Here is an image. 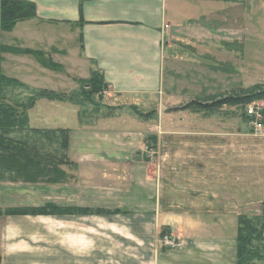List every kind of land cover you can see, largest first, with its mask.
Listing matches in <instances>:
<instances>
[{"label": "crops", "instance_id": "0c3cea01", "mask_svg": "<svg viewBox=\"0 0 264 264\" xmlns=\"http://www.w3.org/2000/svg\"><path fill=\"white\" fill-rule=\"evenodd\" d=\"M22 1L35 4L37 16L0 32V45L41 52L61 68L45 67L30 54L0 53V75L28 93L68 95L100 72L117 107L159 97L171 109L176 90L208 99L242 85L239 67L245 57H239L247 37L238 27L218 26L236 17L227 6L231 0ZM215 19L217 26H210ZM76 105L40 99L28 112L29 126L69 131L67 156L80 171L90 163L91 174L56 186L61 202L54 206L71 210L69 216H0V264H237L240 218L264 210V174H247L251 167L239 166L237 135H231V174H223V166L202 153L199 138L183 132H189L188 124H160L161 132L140 143L134 134L143 128H110L122 116L106 119L100 113L79 125ZM154 110L160 113L159 107ZM148 145V157L156 156L158 164L154 174L146 150L136 152ZM6 194L0 186V198ZM63 194H70V201L64 202ZM1 201L0 211L28 209ZM52 218L60 229L49 246L46 220ZM164 230L179 242L177 249L161 245Z\"/></svg>", "mask_w": 264, "mask_h": 264}, {"label": "rangeland", "instance_id": "374dc122", "mask_svg": "<svg viewBox=\"0 0 264 264\" xmlns=\"http://www.w3.org/2000/svg\"><path fill=\"white\" fill-rule=\"evenodd\" d=\"M227 6H232L234 8V14L236 17H231L230 19L225 21L220 20L218 26L220 27H238L239 32H243V34L247 37L246 42V51L240 52L241 55L244 54L245 62L244 65L239 68V79L242 85L240 88L236 90L223 92L221 94L218 91L219 97L226 95H243V94H254L255 91H263L264 90V0H231L228 2ZM226 6H224L225 9ZM215 22L208 23L210 26H217V19ZM214 21V20H212ZM211 28V27H210ZM242 34V33H241ZM240 34V35H241ZM238 52V50H237ZM241 63V62H240ZM59 86V85H58ZM110 88V86H109ZM79 90V89H78ZM28 90L21 88L20 86H11L8 89H4L3 100L10 106L17 109L18 112L23 113V110L20 108V104L26 103L29 104L30 101H26L27 98L35 96V93H28ZM109 91V90H108ZM107 92H103L98 97H90V99H84V104H77L78 114H79V125L83 123L85 124L86 120L91 121L92 119L96 120L98 118L97 114H102L106 119L109 117L115 118L122 116V120L118 123L109 124L110 128L118 127L122 128L125 131L128 129H140L139 132H135L134 138L139 140L138 142L143 143L142 141L152 138V134H157V132H161V125L164 127L172 126L175 128H180L179 124L189 125V132L183 131L186 134L190 133L191 136L189 138H199L201 141V145H203L204 149L202 153L207 155V159L216 160L218 162V166H223L222 172L223 174H231V135L238 136L236 142L239 149V166L245 168V166L251 167L250 171L247 174H264V143L260 142L261 137L264 136V120L262 122V128H258L253 126L251 122L246 118L245 112L251 106L256 105H264V102L256 101L254 104L248 106L246 110L244 108H230L226 107L222 109L217 114H193L190 111H184V107L193 102V101H203L206 102L207 99L196 98L195 94L192 91H186L185 94L178 93L176 90L172 95V98H169L174 107L171 109L170 105L164 106L162 105L161 99L159 97L149 99V101L141 102V101H129L133 104L132 107H117L118 103L116 102V98H113L111 94ZM77 92V91H76ZM30 94V95H29ZM72 94V93H71ZM70 95V94H68ZM84 95H87L84 93ZM222 95V96H221ZM6 97V98H4ZM82 98H84L81 95ZM86 98V97H85ZM2 98H0L1 100ZM40 99L36 98L33 102V105L26 112L27 116V126L24 130L17 131L11 138L16 141H27L28 146H36L41 149V153L54 155V157L64 158V161L69 162L67 166L68 174H91L89 170L92 169V165L90 163L80 165L84 171H80L78 169V165L69 159L67 156L69 144L71 140V136L69 134V140L67 144L66 150L63 148V141L57 142L54 147L49 148L44 144L47 142L40 137V135H35L32 132L35 131L30 129L29 120H28V112L32 110ZM28 102V103H27ZM127 102V101H124ZM76 104V103H75ZM256 104V105H255ZM139 106V107H135ZM159 107L160 113H157L154 109ZM169 108V109H168ZM165 111V112H164ZM93 112L94 114L92 115ZM152 114L151 120L143 119L142 116H147ZM94 117V118H93ZM73 115V119H74ZM88 121V122H89ZM141 126V127H140ZM143 126V127H142ZM155 128L157 131H155ZM152 131V132H151ZM181 133V131H180ZM80 134V133H79ZM113 133L107 134L108 137H111ZM131 134V133H130ZM194 134H198L199 136L194 137ZM105 135L102 133L101 136ZM248 135H252L251 137ZM128 136V135H127ZM130 136V135H129ZM106 137V136H103ZM253 140V141H251ZM51 146V145H50ZM149 146V145H148ZM249 147H253L256 151L255 153L248 152L245 150ZM150 147V146H149ZM144 147L142 149H138L136 152H141L145 149L146 152L144 156L147 158V163L153 164L151 167V174H154V170L157 168L158 164H154L153 158L156 157H148L151 152V147ZM244 150V151H242ZM219 151L221 154H217ZM251 153V156L248 157V154ZM178 154V151L175 155ZM262 155V156H261ZM261 156V157H260ZM68 158V159H67ZM246 160L249 161L246 163ZM116 161V160H114ZM119 161V160H118ZM116 161V162H118ZM207 161V162H208ZM207 164H213L208 162ZM74 167H71V166ZM209 166L207 169H210ZM66 170V169H65ZM82 170V169H81ZM70 172V173H69ZM12 175H8L6 177H11ZM15 176V175H14ZM13 176V177H14ZM12 178V177H11ZM76 179V178H75ZM0 180V186L8 193L2 199L1 203L5 206L14 208H42L46 205H53L54 203L61 202L60 196L57 195L59 189L56 186H51L47 184H39V185H30L23 184L20 180L16 182H8ZM4 181V182H3ZM74 181V180H73ZM62 199L64 202L70 201V194H63ZM66 202V203H67ZM24 206V207H19ZM31 206V207H29ZM9 212L16 209H9ZM0 211V216L9 217L6 211ZM6 212V213H5ZM69 211H65L61 214L57 215H16V216H31V217H55L59 215H70ZM242 218H246L250 220L252 227L255 229L256 233L253 235L252 240L254 243L252 249L255 251V255L252 258L253 264H264V242L259 241L260 233L262 232L264 226V210L255 209L250 212H245ZM64 234L69 236V224L63 225ZM46 231L48 238V245L50 246V238L54 235L56 229H60L59 225L54 221V219L46 220ZM164 237L161 236L160 239ZM257 238V239H256ZM264 238V234H263ZM177 242V241H176ZM179 245V242H177Z\"/></svg>", "mask_w": 264, "mask_h": 264}, {"label": "trees", "instance_id": "16d2710c", "mask_svg": "<svg viewBox=\"0 0 264 264\" xmlns=\"http://www.w3.org/2000/svg\"><path fill=\"white\" fill-rule=\"evenodd\" d=\"M37 16V7L35 4L22 0H0V32H11L15 26L24 21L35 19ZM0 53H14V54H30L35 56L40 63L48 68L54 70H61L60 67L49 62L45 55L41 52L23 51L11 48L2 47L0 45ZM80 87L77 92L70 95L58 94L51 91H38L35 96L30 98L27 105L20 106L23 113H20L14 107L10 106L3 100L4 89L11 86H21L18 82L6 79L0 75V180L8 182H16L18 180L23 184L39 185L47 184L51 186L71 183L76 178V174L67 173V161L64 158L54 157L41 153V149L36 146H28L27 141H16L11 138V135L17 131L24 130L27 126L26 112L31 108L33 102L38 99H45L50 101L71 102L76 104H84V99L90 97H98L103 92L109 90V85L106 83L104 76L100 72H94L88 81H80ZM86 93L87 95H84ZM81 95L84 97L82 98ZM90 96V97H88ZM86 97V98H85ZM205 100V99H204ZM256 101L264 102V90L255 91L254 94L243 95H226L217 98H208L206 102L193 101L184 107V111H190L193 114H217L226 107L230 108H246ZM246 116V113H245ZM143 119L151 120L152 114L142 116ZM35 135H40L47 144V147L52 148L57 142L63 141V148L66 150L69 131H39L32 132ZM51 145V146H50ZM71 167H74L73 165ZM66 169V170H65ZM70 173V172H69ZM7 174L12 175L6 177ZM3 181V182H4ZM65 211L53 205H46L42 208L33 209H16L7 212L8 215H57ZM76 212L75 210H73ZM5 212V213H6ZM1 214V213H0ZM256 231L252 227L250 220L240 218L239 238H238V260L237 264H253L252 258L255 255L252 249V237ZM168 234L164 230L161 236ZM264 226L260 233L259 241L264 242L263 238ZM257 239V238H256Z\"/></svg>", "mask_w": 264, "mask_h": 264}, {"label": "built area", "instance_id": "2783aa9c", "mask_svg": "<svg viewBox=\"0 0 264 264\" xmlns=\"http://www.w3.org/2000/svg\"><path fill=\"white\" fill-rule=\"evenodd\" d=\"M246 117L253 126H256L259 129L262 128V122L264 120V105H256L249 107L246 111ZM160 243L164 248L170 250H175L179 247L177 242L170 235H164V237L160 239Z\"/></svg>", "mask_w": 264, "mask_h": 264}]
</instances>
